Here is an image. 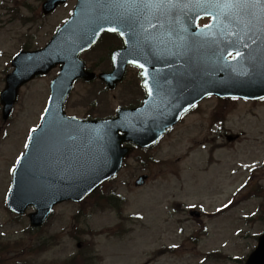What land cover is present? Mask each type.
<instances>
[{
	"label": "rangeland",
	"instance_id": "obj_1",
	"mask_svg": "<svg viewBox=\"0 0 264 264\" xmlns=\"http://www.w3.org/2000/svg\"><path fill=\"white\" fill-rule=\"evenodd\" d=\"M76 3L71 0L42 18L43 0H0V55H4L0 92L13 69V57L26 47L45 46L72 15ZM110 47L119 45L102 42L84 54L87 68L96 74L107 70L106 48ZM58 73L55 69L26 85L10 121L4 123L0 113V247L9 242L8 251H0V264H63L74 256L75 264H87L84 258L95 256L101 264H242L264 232V194L254 200L246 197L264 186V101L206 100L155 151L156 162L161 163L143 166L133 156L117 179L101 190L124 198L125 216L133 220L122 221L99 200L103 196L84 205L59 206L46 227L33 233L27 231L28 219L8 212L5 203L16 158L22 153L27 130L41 119L49 84ZM137 76L129 70L125 83L112 92L100 82L80 81L67 103L68 114L87 118L95 102V118L131 107L144 96ZM142 173L150 175L149 183L136 188L134 182ZM246 182L249 187L239 193L226 215L204 213L201 222L184 211L183 206L196 210L202 206L213 212L232 197L236 186ZM76 235L83 240L81 250ZM195 235L200 237L198 244L188 239ZM168 247L176 248L175 252L156 258ZM216 253L222 255L210 256Z\"/></svg>",
	"mask_w": 264,
	"mask_h": 264
},
{
	"label": "water",
	"instance_id": "obj_2",
	"mask_svg": "<svg viewBox=\"0 0 264 264\" xmlns=\"http://www.w3.org/2000/svg\"><path fill=\"white\" fill-rule=\"evenodd\" d=\"M66 1L48 0L44 5V14H50ZM176 3L178 6L170 9L150 11L135 8L125 11L113 6L114 0H79L73 17L45 50L22 53L16 58L13 64L16 71L8 77L7 89L2 95L5 118L11 114L21 86L58 65H62V73L52 86V107L45 124L57 127L52 132L42 127L35 134L28 156L16 172L10 201L12 209L23 211L31 204L51 208L52 203L48 206L37 204V200L51 194L40 191L37 168L33 174L28 171L29 165L36 164L44 139L49 135L51 141L47 149L54 154L58 152L56 142L59 141L77 142L79 149L86 148L88 151L92 172L87 178L76 181V196L63 199L80 201L97 184L120 170L121 161L127 153L121 149L124 142L130 141L141 147L157 143L166 130L178 121L179 115L204 96L264 98V70L251 63L255 57L264 56V24L254 20L246 27L235 20L229 22L226 17H218L219 9L197 7L189 0H176ZM256 11L259 15V10ZM208 16L218 18L213 19L210 27L197 30L198 21ZM113 28L116 31H111ZM107 32L118 33L124 39L126 49L113 55L114 72L101 75L100 79L114 89L123 80L128 64H143L145 85L158 83L160 87H153L142 109L120 112V118L104 125L103 135L86 139L87 132L82 124L65 119L63 104L76 80L95 79L93 74L85 72V65L78 57ZM234 51L239 55L234 60H228ZM208 85L213 87L199 90L201 86ZM156 94L160 97H153ZM87 130L92 134L98 132L94 127ZM120 132L125 135L120 136ZM68 134L76 138L68 139ZM106 167L107 170L92 182L93 177ZM144 180L145 177L141 178L137 185H142ZM43 208L32 217L34 225H41L47 215L43 213ZM246 264H264V236Z\"/></svg>",
	"mask_w": 264,
	"mask_h": 264
},
{
	"label": "snow or ice",
	"instance_id": "obj_3",
	"mask_svg": "<svg viewBox=\"0 0 264 264\" xmlns=\"http://www.w3.org/2000/svg\"><path fill=\"white\" fill-rule=\"evenodd\" d=\"M189 3H194L195 6L205 9H219L218 17H226L229 22L235 20L238 23L245 24L246 27L252 24L254 20L264 24V0H189ZM113 6L125 9V11L135 8L149 9L151 11L152 9H170L178 5L176 0H114ZM256 10H259V15ZM218 17H213V19ZM205 27H210V25H205ZM111 31H116V29L113 28ZM237 55H239L238 52ZM137 66L141 69L145 67L143 64H138ZM145 86L148 88L149 95L152 94L153 87L157 89L160 87L158 83L153 86H149L146 83ZM33 131L35 130L33 129Z\"/></svg>",
	"mask_w": 264,
	"mask_h": 264
}]
</instances>
